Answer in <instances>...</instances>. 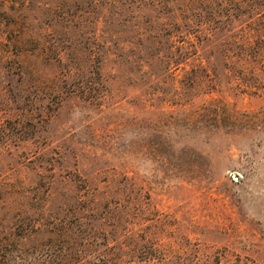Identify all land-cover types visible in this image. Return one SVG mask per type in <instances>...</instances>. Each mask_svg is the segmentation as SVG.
<instances>
[{"label": "rangeland", "instance_id": "rangeland-1", "mask_svg": "<svg viewBox=\"0 0 264 264\" xmlns=\"http://www.w3.org/2000/svg\"><path fill=\"white\" fill-rule=\"evenodd\" d=\"M0 264H264V0H0Z\"/></svg>", "mask_w": 264, "mask_h": 264}, {"label": "trees", "instance_id": "trees-1", "mask_svg": "<svg viewBox=\"0 0 264 264\" xmlns=\"http://www.w3.org/2000/svg\"><path fill=\"white\" fill-rule=\"evenodd\" d=\"M149 260V259H148Z\"/></svg>", "mask_w": 264, "mask_h": 264}]
</instances>
